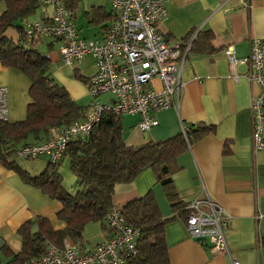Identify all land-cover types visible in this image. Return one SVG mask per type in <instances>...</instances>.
I'll use <instances>...</instances> for the list:
<instances>
[{
    "label": "crops",
    "instance_id": "obj_1",
    "mask_svg": "<svg viewBox=\"0 0 264 264\" xmlns=\"http://www.w3.org/2000/svg\"><path fill=\"white\" fill-rule=\"evenodd\" d=\"M95 6L110 10V0L109 9L104 4ZM4 9L0 2V14ZM51 11L43 9L42 14L47 17ZM101 25H90L99 29L94 38L79 36L100 39L105 32ZM156 30L169 44L189 45L180 72L178 105L153 113L157 124L145 131L136 128L138 113L122 114L123 140L127 145L161 142L183 133L182 127L191 123L212 125L213 130L191 141L175 159L173 186L184 202L208 195L222 206L228 214L224 233L231 256L239 264H264V150L252 145L250 111L251 99L259 87L245 77L247 64L240 62L231 69L224 53L225 47L233 46L236 56L242 58L248 54L252 38L264 39V0H167L166 14L157 22ZM5 34L16 37L13 29H7ZM40 39L41 50L52 62L54 78L73 100L87 105L88 81L95 72L93 59L85 56L65 65L58 55L61 41ZM29 85L22 72L0 63V86L8 90L7 122L25 118ZM110 99L112 95L108 93L100 96L101 101ZM21 145L22 141L16 147ZM6 161H13L30 176H37L49 164L46 156L23 159L15 152ZM68 165V157L64 156L58 173L63 188L74 192L76 176ZM148 190L153 192L161 216L171 217L164 226L168 264H230L226 254L211 252L207 242L188 234L184 219L172 210L150 168L130 183L115 185L113 207L122 208ZM60 209L59 201L0 160V264L20 251L18 229L26 222L44 217L54 229L63 228L65 224L56 216ZM109 235L108 227L103 229L98 221L89 222L82 230L81 242L65 239L64 243L90 250Z\"/></svg>",
    "mask_w": 264,
    "mask_h": 264
},
{
    "label": "trees",
    "instance_id": "obj_2",
    "mask_svg": "<svg viewBox=\"0 0 264 264\" xmlns=\"http://www.w3.org/2000/svg\"><path fill=\"white\" fill-rule=\"evenodd\" d=\"M0 1L5 3V9L0 14V63L19 70L30 82L25 118L13 123L0 121V160L51 199L59 201L61 209L56 216L65 224L61 229H54L44 217L26 222L18 229L22 242L20 251L10 254V259L4 264H28L31 258L42 254L46 242L57 247H62L65 239L81 242L82 230L89 222L98 221L106 229L105 216L113 207L115 185L132 182L147 168L155 171L156 181L163 188L170 207L179 212L185 222L187 202L178 197L173 186L172 165L191 141L213 130L212 125L191 123L185 127L184 133L161 142L127 145L123 140L120 115L107 112L87 136L72 139L66 146L64 156L68 157L69 169L76 176L77 188L74 192H68L62 186L58 173L60 163L49 162L40 174L30 176L13 161H6L7 156L16 153L19 148L17 143L22 141L24 145L47 139L51 129L82 117L86 105L73 100L54 78L52 62L47 52L40 48L41 37L29 40L25 37V24L41 4L36 0ZM79 1L63 0L74 21ZM84 16L89 24H102L106 32L115 14L111 8L106 10L103 6H93L84 11ZM39 20H47L42 11ZM7 29H13L16 37L7 36ZM121 211L126 223L138 229L135 253L124 264H168L164 226L171 217L161 216L153 192L148 190L128 201ZM261 243L264 244V237Z\"/></svg>",
    "mask_w": 264,
    "mask_h": 264
},
{
    "label": "built area",
    "instance_id": "obj_3",
    "mask_svg": "<svg viewBox=\"0 0 264 264\" xmlns=\"http://www.w3.org/2000/svg\"><path fill=\"white\" fill-rule=\"evenodd\" d=\"M50 6L47 20L25 24V37L54 38L61 41L58 55L65 65L85 56L93 59L95 72L88 81L89 102L84 115L74 122L51 129L47 139L19 147L16 155L23 159L46 156L50 163L61 162L68 142L87 136L105 113L140 115L136 128L145 131L157 124L153 116L158 110L178 105L180 72L189 48L169 44L156 30L166 14L167 0H110L115 16L100 39L79 36L71 10L63 0H36ZM231 67L245 63V77L256 83L259 91L251 99V140L256 150H264V39L252 38L249 52L238 58L233 46L224 48ZM112 99L101 101L100 96ZM8 117V90L0 86V121ZM184 133L185 128L182 127ZM185 227L199 242H207L213 253L226 254L230 264H239L229 251L224 228L228 222L225 209L207 195L186 204ZM110 235L90 250H80L64 243L50 242L39 257L28 264H124L135 253L138 229L126 223L121 208L112 207L105 216Z\"/></svg>",
    "mask_w": 264,
    "mask_h": 264
},
{
    "label": "rangeland",
    "instance_id": "obj_4",
    "mask_svg": "<svg viewBox=\"0 0 264 264\" xmlns=\"http://www.w3.org/2000/svg\"><path fill=\"white\" fill-rule=\"evenodd\" d=\"M0 2L4 3L3 1H0ZM79 2L80 3L76 11V18H75V25H76L78 34L86 38H94V36L98 35L97 32L99 29L97 26H93V27L90 26L91 24H89L86 21V18L84 16V11L90 10L93 5L95 6V5H100V4H104L106 8L109 9V0H80ZM43 9H47L48 11H51V7L40 5L36 13L33 14L29 18V21L40 19V14Z\"/></svg>",
    "mask_w": 264,
    "mask_h": 264
}]
</instances>
